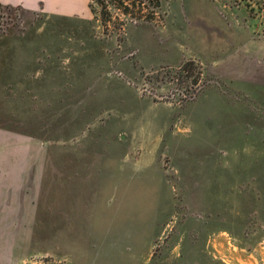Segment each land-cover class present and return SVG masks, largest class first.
Segmentation results:
<instances>
[{
    "label": "rangeland",
    "instance_id": "obj_1",
    "mask_svg": "<svg viewBox=\"0 0 264 264\" xmlns=\"http://www.w3.org/2000/svg\"><path fill=\"white\" fill-rule=\"evenodd\" d=\"M87 7L0 2V128L41 172L0 264H264V0Z\"/></svg>",
    "mask_w": 264,
    "mask_h": 264
},
{
    "label": "crops",
    "instance_id": "obj_2",
    "mask_svg": "<svg viewBox=\"0 0 264 264\" xmlns=\"http://www.w3.org/2000/svg\"><path fill=\"white\" fill-rule=\"evenodd\" d=\"M1 4L21 6L26 10L36 11L40 5L45 13L65 17L86 16L87 0H0ZM38 147L33 139L0 128V236L5 238V221H33V209L38 192ZM126 168L121 167V173ZM193 187L196 192L205 194V204L196 210L190 221H213L214 181L206 173V179L196 181ZM115 187L118 180L114 182ZM204 184V185H203ZM198 189V190H197ZM157 211L149 221H158ZM201 215V217H198ZM35 217V216H34ZM65 221V218L63 219ZM67 221V220H66ZM70 221V220H69ZM16 243V242H15ZM14 243V244H15ZM78 257V253L76 254ZM76 257V258H77ZM81 257L77 258V261Z\"/></svg>",
    "mask_w": 264,
    "mask_h": 264
},
{
    "label": "trees",
    "instance_id": "obj_3",
    "mask_svg": "<svg viewBox=\"0 0 264 264\" xmlns=\"http://www.w3.org/2000/svg\"><path fill=\"white\" fill-rule=\"evenodd\" d=\"M157 3H159V1H157ZM159 5H160V3H159ZM90 7V6H89ZM5 9H8V7H4Z\"/></svg>",
    "mask_w": 264,
    "mask_h": 264
}]
</instances>
